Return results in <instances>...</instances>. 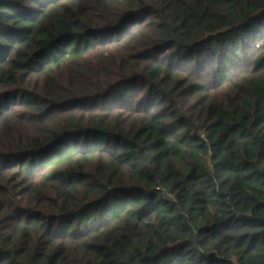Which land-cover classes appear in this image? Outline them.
Returning a JSON list of instances; mask_svg holds the SVG:
<instances>
[{
	"label": "trees",
	"instance_id": "obj_1",
	"mask_svg": "<svg viewBox=\"0 0 264 264\" xmlns=\"http://www.w3.org/2000/svg\"><path fill=\"white\" fill-rule=\"evenodd\" d=\"M0 264H264V0H0Z\"/></svg>",
	"mask_w": 264,
	"mask_h": 264
}]
</instances>
